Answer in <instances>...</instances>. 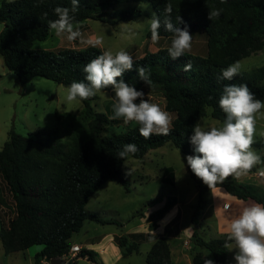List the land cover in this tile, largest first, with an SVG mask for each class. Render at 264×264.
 Segmentation results:
<instances>
[{"label":"trees","instance_id":"1","mask_svg":"<svg viewBox=\"0 0 264 264\" xmlns=\"http://www.w3.org/2000/svg\"><path fill=\"white\" fill-rule=\"evenodd\" d=\"M130 2L149 4L151 11L147 14L148 18L151 20L155 14L161 23L167 15L165 5L171 4L172 22L178 24L177 17L180 16L183 23L179 27L187 25L192 36L205 39L204 57L185 53L183 57L172 60L168 53L170 46L159 48L154 53L145 52L141 58L133 59V69L123 74L122 79L137 90L147 88L161 93L164 110L174 116L172 132L168 136L153 135L150 140H145L139 135L140 125H132L122 132L102 136L97 124L115 123L116 120L93 112L91 98L78 99L82 104V114L91 120L87 131L69 135V145L53 134H42L41 130L26 136L10 131L7 141L0 148V178L12 202L11 217L3 227L0 226V245L6 255L40 246V251L34 255V264L55 258L64 260L72 246L71 236L81 230L85 220L101 225L111 223L85 211V205L95 191L106 181H114L125 192L129 191L122 171L127 157L123 160L117 158L118 151L125 144L137 145L139 151L128 156L133 159H141L148 151L168 142L185 157L196 155L189 142L193 127L206 116L207 110L211 118L220 122L225 120L218 101L226 84L245 83L257 99L264 100V65L240 72L232 81L219 78L223 69L264 49V0H80L74 23L95 20L115 25L119 21L136 20L142 15L141 8L117 9ZM56 7L71 8V0L0 1V23L3 25L0 31V58L20 85L40 77L68 87L73 82L84 80L85 65L102 53L92 46L34 50L35 41H44L48 37L49 21L57 19L54 13ZM215 9L223 11L219 17L209 20L208 12ZM159 34L160 39L171 41L174 35L163 27ZM146 38L151 39L150 27ZM189 62L192 68L186 72L184 66ZM139 66L148 70L151 87L139 79L136 71ZM102 91L115 96L111 87ZM109 105L107 113L113 116V104L110 102ZM257 144L262 145L263 140ZM186 170L197 194L190 219L196 225L190 237L193 246L191 264H204V259H210L214 264H232L227 258L228 249L224 247L226 242H230L227 235L205 241L198 234V217L207 205L206 194L211 189L188 165ZM255 172L254 167L248 173ZM164 174L162 182L174 187L173 170L166 168ZM215 188L223 189L236 200H251L264 205L261 197L232 177ZM175 204V197H166L163 207L149 218L147 234L114 236L113 243L120 250L121 257L138 253L142 242L152 240L145 256L146 264H171L167 237L172 232L167 226L161 235L154 236L151 232L156 229L154 220L161 219ZM203 250L209 253V257L203 254ZM77 258L86 259L91 264H101L94 251L84 248L80 249Z\"/></svg>","mask_w":264,"mask_h":264},{"label":"rangeland","instance_id":"2","mask_svg":"<svg viewBox=\"0 0 264 264\" xmlns=\"http://www.w3.org/2000/svg\"><path fill=\"white\" fill-rule=\"evenodd\" d=\"M133 7H139L143 10L142 15L133 21H119L115 25L95 20H85L78 23L84 39L103 37V46L97 47L102 52L111 50L115 54L117 51L124 50L133 59L141 58L145 52L154 53L159 48L171 46V40L159 39L157 43L153 44L151 39L146 38V32L151 21L147 16L151 11L149 4L130 2L118 6L117 9H130ZM2 27L3 25L0 23V31ZM87 46L90 45L81 43L79 39L69 42L66 35L57 37L51 29L46 40L33 43L34 50L82 49ZM186 53L201 57L206 56L205 39L201 36H192L191 50ZM239 62L241 72L263 66L264 49L250 54ZM142 91L145 93V99H149L151 103H156L164 109L165 102L161 93L147 88H143ZM66 94L67 87L40 77L33 78L28 84L20 85L16 76L5 68L0 58V148L7 141L10 131L26 136L29 133L41 130L42 134H53L66 145L70 144L69 135L72 132L87 131L91 119L89 117L86 119L82 114V104L79 100L72 103L66 102ZM110 102L114 105L116 97L107 91L101 90L91 98L90 106L93 112L103 113L110 118L112 116L106 110L107 107H110ZM172 117L174 118L173 115ZM115 120V123L97 124L102 136L122 132L127 126L139 125L135 121L125 124L123 118ZM198 124L208 128L213 125L219 126L222 122L211 118L210 111L207 110L206 116L201 118ZM254 140L255 143L252 145V149L264 161V117L258 118L256 121ZM259 140H263L262 145L257 144ZM186 166V157L174 148L170 142L160 148L148 151L141 159L127 157L122 171L128 182L129 191L125 192L114 181H106L95 191L85 205V211L95 213L103 221L111 223L101 225L91 220H85L81 230L71 236L70 244H81L83 239H97L100 235L106 233H111L113 236L133 233L147 234L149 232V218H152L153 213L163 207L166 197L172 196L179 203L178 216L176 214L175 218L173 216L170 221L164 224L159 223L163 229L154 230V233L161 235V231L167 226L172 232V235L167 237L170 252H172L171 264H191L193 246L190 239L187 238L188 236H186L185 228L186 226L191 229L196 227L190 219L197 194L188 176ZM166 168H171L174 172V187L162 182ZM255 168V173L247 174V176L252 175L255 179H250L248 182L255 183L257 181L258 184L264 186V163L255 166ZM245 188L264 200V189L261 187L258 189L255 186H245ZM148 202H152V204L145 206ZM11 209V198L0 178V226L3 227L11 217ZM211 216V213L206 214L207 227L203 228V233L200 232V224H205L204 219L203 222H198V234L201 237L207 234L205 237H209L208 239L222 238L221 227L217 224L216 219H213V216L211 218ZM159 220H154L156 228ZM178 230H182V232L179 233ZM152 232L151 234L156 236ZM176 233H178L177 236H174ZM152 243V240L142 242L138 247V253L131 254L128 260L121 259L114 262V264H146L145 256ZM180 245H184L187 249V253L181 257L175 252V247ZM40 249V246H32L24 252H14L6 255L0 245V264H34V255ZM233 250H231L228 259L236 262ZM203 254L209 257L206 250H203ZM65 264L68 263L65 262ZM76 264L88 263L79 260Z\"/></svg>","mask_w":264,"mask_h":264},{"label":"clouds","instance_id":"3","mask_svg":"<svg viewBox=\"0 0 264 264\" xmlns=\"http://www.w3.org/2000/svg\"><path fill=\"white\" fill-rule=\"evenodd\" d=\"M79 6L80 0H71V8L56 7L54 13L57 19L49 21V28L57 37L66 35L69 42L79 39L83 44L102 47L103 37L84 39L79 24L74 23V14ZM164 11L167 15L163 23L153 14L150 21L151 40L153 44L159 41L161 27L173 33L168 53L172 60H176L191 50L192 34L187 25L183 28L178 26L183 23L180 16L177 17L178 24L172 22L171 4H166ZM222 11L223 9L210 10L208 19L219 17ZM134 63L133 57L124 50L115 54L111 50L103 51L85 65L84 80L73 82L67 87L66 102L87 100L111 87L116 103L113 105L114 115L110 119L123 118L125 124L135 121L140 125L139 135L145 140H150L153 135L168 136L172 132V114L145 99L142 90H137L134 85L122 79L125 72L133 69ZM191 68L189 62L184 66V71H190ZM136 71L139 79L151 87L148 70L139 66ZM240 72L241 64L237 61L223 69L219 78L232 81ZM218 104L225 114V120L219 126L208 128L196 124L189 138L196 155L186 157L191 171L211 190L224 184L229 177L239 179L255 166L264 163L252 149L256 121L264 117V101L257 99L247 84L229 83L224 86ZM137 151L139 149L135 143H127L118 151L117 158L123 160ZM227 240L230 242H226L224 247L230 251L237 250L234 256L236 264H264V205L245 207L233 218ZM204 264H214V261L204 259Z\"/></svg>","mask_w":264,"mask_h":264},{"label":"crops","instance_id":"4","mask_svg":"<svg viewBox=\"0 0 264 264\" xmlns=\"http://www.w3.org/2000/svg\"><path fill=\"white\" fill-rule=\"evenodd\" d=\"M250 179H255V178H253L252 175L251 176L243 175L240 177V180L235 179V181H237L238 183H240L241 185L246 186V187L247 186H255L258 189H260L259 187L264 189V186H261L260 184H258L257 181L255 183L248 182ZM195 192H196V189H195ZM206 200H207V205H206L205 209L202 211V214L198 220V222L200 223L201 221L203 222V219H204V223H205V224H200L201 225L200 232L203 233L204 232L203 228L207 227L206 214L211 213V215L213 216V219H216L217 224H219V226L221 227V235H223V236L228 235V233L230 231L231 220L233 218L238 216L245 207H250L251 205L256 204L254 201H251V200H247V201L236 200V199L230 197L221 188H214L212 190H209L206 194ZM178 207H179V203L176 200V204L173 207H171V209L168 211V213H166V215L163 216V218L161 220L157 221V228L155 230L163 229V227L162 228L160 227L159 223L164 224V223L170 221V219L173 216L175 218V215L179 212ZM177 216H178V214H177ZM212 216H211V218H212ZM202 225H203V227H202ZM178 227H179V225H178ZM193 229H194L193 227L191 229L190 227L186 226L185 232H186V236H188L187 238L190 239L191 234L193 232ZM162 232H163V230L161 231V234H162ZM178 232L181 233L182 230H178ZM152 233H154V231ZM154 234H156V233H154ZM156 235H158V234H156ZM205 236H207V234L202 236L203 240H205V241L210 240V239H208L209 237H205ZM113 237L114 236L111 233H106V234L100 235L97 239H83L81 244L80 243H77V244L74 243L72 245L79 246L80 249L84 248L86 250L94 251L97 254V260L98 261L101 260V261H99L101 264H114V262L119 261L121 259L122 260L130 259V257H127V258L121 257L120 250L113 243ZM183 243H185V242H183ZM106 244H108V245L106 246ZM236 251H237L236 249L232 251L234 255L236 254ZM175 252L178 253L179 257H181L187 253V249L184 247V245L183 246L180 245V246L175 247ZM230 252L231 251L228 249L227 258L229 257ZM79 260L86 261L88 264H91L86 259H78L76 261V263ZM231 263L236 264V262H233V261H231ZM40 264H49V262L41 261Z\"/></svg>","mask_w":264,"mask_h":264},{"label":"built area","instance_id":"5","mask_svg":"<svg viewBox=\"0 0 264 264\" xmlns=\"http://www.w3.org/2000/svg\"><path fill=\"white\" fill-rule=\"evenodd\" d=\"M79 252H80L79 246L72 245L69 248V252H68L67 256L64 258V262L71 264V263L77 261L79 259V258H77V255Z\"/></svg>","mask_w":264,"mask_h":264},{"label":"water","instance_id":"6","mask_svg":"<svg viewBox=\"0 0 264 264\" xmlns=\"http://www.w3.org/2000/svg\"><path fill=\"white\" fill-rule=\"evenodd\" d=\"M49 264H65L64 260L59 259V258H55V259H51L49 261Z\"/></svg>","mask_w":264,"mask_h":264}]
</instances>
